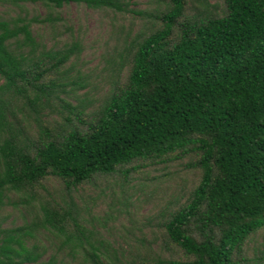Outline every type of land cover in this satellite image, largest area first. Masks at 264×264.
I'll return each mask as SVG.
<instances>
[{
	"label": "trees",
	"instance_id": "trees-1",
	"mask_svg": "<svg viewBox=\"0 0 264 264\" xmlns=\"http://www.w3.org/2000/svg\"><path fill=\"white\" fill-rule=\"evenodd\" d=\"M39 1L150 22L125 45L98 104L77 92L88 76L71 75L81 41L54 50L33 34L32 23L55 27L59 17L0 20V212L11 193L40 204L32 223L0 230V264H264V249L249 251L264 231V0H161L153 14L127 0ZM185 158L198 183L160 223L176 259L124 261L88 227L76 193ZM52 182L61 202L41 197ZM42 229L63 239L48 259Z\"/></svg>",
	"mask_w": 264,
	"mask_h": 264
},
{
	"label": "rangeland",
	"instance_id": "rangeland-1",
	"mask_svg": "<svg viewBox=\"0 0 264 264\" xmlns=\"http://www.w3.org/2000/svg\"><path fill=\"white\" fill-rule=\"evenodd\" d=\"M127 1L129 9L136 12L153 14L164 8L161 0ZM209 3L216 4L218 1L209 0ZM189 4L196 7L197 1L189 0ZM193 12L191 9L190 13ZM50 16L59 17L60 21L55 27L48 22L32 23L35 38L54 50L61 49L66 43L81 41L83 52L71 75L75 76L80 70L88 76L91 85L77 92L82 97L87 93L99 104L111 87L114 69L121 60L125 45L128 46L130 40L149 25L150 20L135 12L95 10L77 4L49 9L39 0H0V20L14 23L18 18L26 21L37 18L42 21ZM75 60L73 57L67 67ZM69 100L76 104L74 99ZM52 119H58V116H50ZM190 161L185 158L173 162L168 168L159 165L140 170L128 182L122 178H108L87 184L76 193L75 202L84 209L82 216L90 221L88 227L109 242L110 251L116 250L124 261H131L137 256L176 259L162 247L160 223L198 183L199 172L186 167ZM64 195L59 183L52 182L47 191H42L41 197L45 202H61ZM21 196L11 193L5 200L0 212V230L36 220L40 204H23ZM38 237L37 241L48 249L45 259L52 253L60 252L63 239L57 233L42 229ZM263 241L264 231H261L249 245L251 255L254 248L264 249ZM68 254V249L61 250V256H67L71 261Z\"/></svg>",
	"mask_w": 264,
	"mask_h": 264
}]
</instances>
